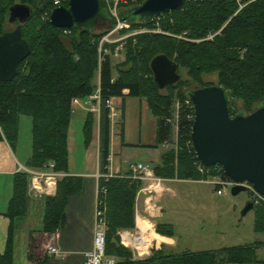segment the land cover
Wrapping results in <instances>:
<instances>
[{
  "label": "trees",
  "instance_id": "1",
  "mask_svg": "<svg viewBox=\"0 0 264 264\" xmlns=\"http://www.w3.org/2000/svg\"><path fill=\"white\" fill-rule=\"evenodd\" d=\"M142 1L136 0L127 7L121 6L118 13ZM15 3H23L33 9V16L22 26V38L28 42L31 53L19 64L12 81L0 82V140L4 137L14 146L18 139L20 117H30L31 155L28 167L39 169L53 163L55 171L66 174L71 100L85 98L93 91L97 45L103 33L83 32L77 26L62 29L53 26L48 17L42 20L40 15L54 8L50 0H0V35L8 31L7 12ZM127 23L129 29L141 26L157 28L161 24L162 31L175 35L188 31L186 37L190 39L217 34L212 40L199 43L178 40L160 33L129 37L125 60L116 66V76L113 75L110 57L106 55L103 58L99 73L102 98L99 116L100 173H108L110 155L111 123L105 100L123 96V90L128 91V96L144 98L151 113L157 118L156 144L153 146L170 143L173 133V99L177 97L184 103L188 99V90L182 91L179 88L175 91L178 86L171 84L164 88L169 90V94L164 95L156 87L150 69V61L156 55H166L179 67L182 64L189 65L188 59L192 53H200L201 60H197L190 68L194 71H216L218 85L225 89L231 99H241L248 111L253 102L264 101V0H185L179 8L170 13H162L149 23ZM110 30L99 31L105 33ZM126 31L128 29H122L123 33ZM133 45L136 53L132 52ZM156 47L161 48L160 52L152 54V48ZM172 51H177L181 59H173ZM181 83L183 85L184 81ZM230 108L229 113L232 115ZM193 113L192 107L182 104L177 119V143L180 150L177 153L168 150L162 154L160 163L153 167L157 176L168 180L192 181L203 177V180H207L210 177L201 174L196 167L198 160L191 143L193 118L190 116ZM92 127V118L87 116L83 125L85 146L92 139ZM186 143H190V150ZM99 185L106 188L105 254L119 259L114 264L264 263V259H257L259 243L177 254L166 253L161 248L152 251L147 258L135 260L131 252L121 245L118 233L135 227L136 197L142 181L118 175L108 179L100 178ZM79 187V179L66 175L58 182L55 195L44 197L45 232H52L63 223L67 199ZM27 188V174L19 171L13 177V193L6 211L11 220L24 214ZM254 216V232L264 233V209H256ZM155 230L163 236H174L173 225L169 223H157ZM12 231L10 226L5 251L0 255V264H10Z\"/></svg>",
  "mask_w": 264,
  "mask_h": 264
},
{
  "label": "rangeland",
  "instance_id": "2",
  "mask_svg": "<svg viewBox=\"0 0 264 264\" xmlns=\"http://www.w3.org/2000/svg\"><path fill=\"white\" fill-rule=\"evenodd\" d=\"M52 6L55 8L57 6L67 7L68 0H50ZM134 4L131 0H109V7L113 10V13L117 14L120 11L121 6L127 7ZM53 9V8H52ZM44 11L40 15L42 20L47 17L49 19L50 12ZM198 12V11H197ZM157 23V21H156ZM12 24H7V30H11ZM188 31H183V33L175 35L162 31L161 24L157 28H150L146 26H141L134 29H129L126 32L122 30H110L108 32L95 31V33H103L99 39L97 45V67L94 71V77L92 83L94 85L93 91L90 95H95L99 83V73L100 64L103 58L108 55L110 57V62L113 67V75L116 76V66L125 60L126 55V45L129 37H134L135 35L145 34V33H160L164 35H170L178 40H185L189 42L199 43L202 41L212 40L217 33H211L203 38L190 39L187 38ZM131 34H134L130 36ZM161 48H152L153 53L160 52ZM132 52L136 53L135 45L132 46ZM188 59L189 65H180L177 67V73L179 74V80L175 83L178 88L182 91H187L194 88H200L203 86L218 85V73L216 71L209 70H197L194 71L190 67L195 65V62L200 59V53H192ZM173 59H181L177 51H172ZM209 58V57H208ZM201 60V59H200ZM204 60V59H203ZM202 62V61H201ZM205 62V60L203 61ZM208 62V61H207ZM184 81L182 85L181 82ZM181 83V84H180ZM164 95L169 94L168 89L160 90ZM90 98L82 102L83 107L79 104L72 106V131L71 137L74 139L75 144L72 146L71 160L73 169L76 171H82L84 144H83V134L81 118L85 117L92 118V134L94 130L99 128V115L97 111H89L88 105L91 103ZM174 113L179 112L182 104L188 107L185 102L182 103L179 98L174 97L173 99ZM262 101V100H261ZM262 102L260 100L255 101L250 106V111L247 110L245 103L241 99H231V116H234L239 111H244L245 113H250L255 110ZM173 113V117L174 114ZM140 114L142 117V129L144 140H149L153 135L154 121L155 117L150 113L149 110H140L138 108L131 109L128 111L126 122L128 125L129 136L136 137L138 130V121L140 119ZM178 119V115H175V120ZM177 123V121H176ZM19 138H18V153L19 156L22 155L21 152L26 154H31V118L25 115L20 117L19 121ZM99 128V129H98ZM172 137L170 143L163 148H159V151L174 150L176 153L180 150L178 145V128L177 124L173 125ZM121 135L114 139V145L111 148V153L113 154L112 163L114 165L119 164L123 170L128 168V163L126 161L131 160L135 162L145 161V157L141 156L140 150L128 149L121 151ZM119 143V144H118ZM186 147L190 150V143H186ZM20 151V152H19ZM163 152V153H164ZM162 153V154H163ZM141 154V155H139ZM162 156V155H161ZM161 161V159H160ZM160 163V162H159ZM158 163V164H159ZM157 165V164H156ZM153 167L151 169L153 170ZM197 167V165H196ZM198 169V168H197ZM154 172V171H153ZM63 173V172H62ZM129 173V171H128ZM127 173V174H128ZM65 174V173H64ZM126 173L124 174L127 175ZM155 174V173H154ZM205 175H210L207 180L192 181L183 179H169L173 181H164L163 186L169 187V190L165 187L163 192L160 193L158 197L160 198L157 202V206H162L160 210V218L156 215L149 216V212H143L141 210V216L148 218L151 223L156 226L158 222L169 223L173 225L174 228V239L177 244L174 248V253H180L184 251L199 252L207 250H217L222 248H231L236 246L250 245L254 243H259L256 249V255L258 260L264 259V233H257L253 230L255 211L260 208L258 205H253V209L248 211L246 214L242 215V211L250 200L249 192L247 190L242 191L236 195H232L231 188L227 187L226 191L222 195L216 193V189L219 188L214 186L211 181H215L219 175L213 167L210 170L205 171ZM156 175V174H155ZM157 176V175H156ZM28 177V175H27ZM159 177V176H158ZM64 178V177H63ZM62 178V179H63ZM4 197L2 194L1 199ZM45 197V196H44ZM146 195L141 196V201H144ZM157 200H152L151 203ZM160 202V203H159ZM154 204V203H152ZM142 208V207H141ZM263 208V207H262ZM106 211V209H105ZM145 211V210H144ZM162 214V215H161ZM130 230V229H128ZM153 232V231H151ZM149 233V232H148ZM155 232L152 234L155 237ZM148 237H151L149 233ZM155 239V238H154ZM159 250L157 248L156 242L151 243L150 255L152 251ZM130 251V250H129ZM131 252V251H130ZM132 258L133 254L131 252ZM149 255V256H150ZM149 256H146L149 257ZM139 260V259H138ZM264 264V263H261Z\"/></svg>",
  "mask_w": 264,
  "mask_h": 264
},
{
  "label": "water",
  "instance_id": "3",
  "mask_svg": "<svg viewBox=\"0 0 264 264\" xmlns=\"http://www.w3.org/2000/svg\"><path fill=\"white\" fill-rule=\"evenodd\" d=\"M185 0H143L127 11L114 14L107 0H68L67 7L57 6L49 15V22L58 28L77 26L92 33L100 29H114L119 23L139 21L149 23L162 13L179 8ZM33 16V9L23 3L11 5L7 22L11 30L0 35V82H10L18 66L31 53L22 38V26ZM177 64L159 54L150 61L153 81L157 88L179 80ZM194 109L191 143L197 160L205 166L219 165L225 176L237 183L232 195L245 191L244 182L264 195V101L252 112L229 113L231 98L220 85L194 88L187 91ZM253 209L248 200L242 215Z\"/></svg>",
  "mask_w": 264,
  "mask_h": 264
},
{
  "label": "crops",
  "instance_id": "4",
  "mask_svg": "<svg viewBox=\"0 0 264 264\" xmlns=\"http://www.w3.org/2000/svg\"><path fill=\"white\" fill-rule=\"evenodd\" d=\"M127 93V90H123V96L113 97L116 109L121 112V119L117 120L119 123L117 125L111 124L110 126L108 173L113 175L127 174L129 171V164L135 162L131 160L126 161L128 163V168L126 170H123L121 165H114L112 163L113 154L111 153V148L114 145V139H117L118 135H121L122 139L120 142L121 151L124 152V150L128 149L140 150L142 155H139L145 157L146 160L139 161V163L149 168L160 162L161 155L165 150L159 151V148H163L164 145L153 146L156 144L157 118L151 113L147 101L144 98L128 96ZM135 108H138L140 113L142 110H149L156 118L154 121L153 135L149 140H144L145 138H143L141 114L138 121L136 137L129 136L126 118L128 111ZM72 116L71 114L67 135L69 155L68 172L66 175L79 179L80 187L75 193L68 197L65 208V219L63 223L52 232L44 231V197L33 196L27 192L24 214L12 220L6 215L8 203L13 193V177L16 173L22 171L21 167H28L31 154L23 152H21L22 155L20 156L17 154L18 139L14 146H11L4 137L0 140V255L5 251L9 227L11 226L13 231L10 264H84L83 253L90 250L92 247L97 199L96 191L97 185H99L96 174L100 172L99 130L98 132L97 129L94 130L95 132L92 135L90 143L86 146L84 145L83 170L76 171L73 169L71 160L72 146L75 144L74 139L71 137ZM85 118V115L81 118L82 134ZM165 181L173 180L165 179ZM165 187L169 190V187ZM2 194L4 197L1 199ZM159 198L161 202V196L154 200H159ZM158 200L156 202L153 201L152 203L154 204L151 202L147 203L148 209H146V205L143 203L141 205V210L144 209L145 211L143 210V212L148 211L149 216L153 217L156 215L155 218H158L160 216V210L162 209L161 205L157 206ZM137 221L138 226L145 231L147 227L141 226L142 220L138 217ZM152 234L153 233H151L150 239L155 238L154 242H156L158 249L162 248L166 253L177 254L174 253V248L177 244L174 236L168 237L156 233L155 237H153ZM48 246H55L59 254L57 256L48 254ZM133 259L138 260L135 256H133ZM106 260L116 263L119 259L115 256L106 255Z\"/></svg>",
  "mask_w": 264,
  "mask_h": 264
},
{
  "label": "built area",
  "instance_id": "5",
  "mask_svg": "<svg viewBox=\"0 0 264 264\" xmlns=\"http://www.w3.org/2000/svg\"><path fill=\"white\" fill-rule=\"evenodd\" d=\"M131 1H133L134 3L136 0H131ZM111 11L113 12V10ZM128 28H129L128 23H119L114 28V30H122ZM132 35L134 34H131L130 36ZM88 98H90V101L88 100V102L91 103L90 105H88L89 111H97L98 115L100 116L102 98L100 95L99 83L95 95H88L85 98H73L71 100V105L75 106L76 104H79L81 107H83L82 102H84ZM185 104L188 107L193 108L191 102L188 99H186ZM105 106L109 110L110 123L113 125H117L119 123L117 120L121 119V112L116 109V106L113 102V97H109L105 100ZM175 113H174L175 115H178V111L177 112L175 111ZM175 115L171 120L172 125H174V123L175 125L177 124L176 123L177 119L175 120ZM190 117L193 118L194 113ZM163 145L167 146L168 143H164ZM197 168L201 173L210 170V168H207V166L202 165L199 161L197 163ZM213 169L219 174L215 181H211L214 184V186L219 187L216 189V193L218 195L224 194L227 187L232 188L237 184L232 180H230L229 178H227L226 176L222 175L224 174V172L219 165H213ZM21 170L28 175V188H27L28 194L37 197L54 195L57 189L58 182L61 181L62 178L66 176V174L62 172L55 171L53 163H49L48 165L39 169L21 167ZM113 176H118V175L116 174L113 175L111 173L103 174L100 172L96 174V178L98 180L100 178L108 179ZM126 177L131 178L133 180L142 181V186L137 192V197H136L135 227L131 230L121 231L118 234L120 237V243L123 247L130 250L133 256L136 257V259H144L146 258V256L150 255L151 243L152 242L154 243L155 241L154 238L150 239L148 237L149 233L151 234L155 232V226L153 223L149 221L148 218L141 216V205L144 203L146 205V209H148L147 203L151 202L152 200L158 198L159 195H161L160 193H162L165 188L163 186V182L165 181V179L156 176L151 168L139 162H131L129 164V174L126 175ZM242 185L249 192L250 201L253 203V205L254 204L258 205L260 207H263L264 209V195L259 194L254 189L252 184L248 182H244L242 183ZM96 193H97V199H96L92 247L90 250H87L83 253L84 264H114L113 262L106 260V254H105L107 227H106V219H105L104 197L106 194V188L97 185ZM142 195H146L143 202L141 201ZM138 217L142 220L141 226L147 227V229L144 232H142V230L138 226V221H137ZM48 254L57 256L59 252L55 246H48Z\"/></svg>",
  "mask_w": 264,
  "mask_h": 264
},
{
  "label": "bare ground",
  "instance_id": "6",
  "mask_svg": "<svg viewBox=\"0 0 264 264\" xmlns=\"http://www.w3.org/2000/svg\"><path fill=\"white\" fill-rule=\"evenodd\" d=\"M140 227V226H139ZM140 229L142 230V232H144V230L140 227Z\"/></svg>",
  "mask_w": 264,
  "mask_h": 264
},
{
  "label": "flooded vegetation",
  "instance_id": "7",
  "mask_svg": "<svg viewBox=\"0 0 264 264\" xmlns=\"http://www.w3.org/2000/svg\"><path fill=\"white\" fill-rule=\"evenodd\" d=\"M108 1V0H107ZM109 3V2H108Z\"/></svg>",
  "mask_w": 264,
  "mask_h": 264
}]
</instances>
